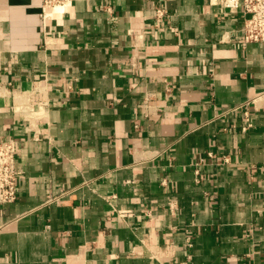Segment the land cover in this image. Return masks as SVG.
I'll list each match as a JSON object with an SVG mask.
<instances>
[{"label": "crops", "instance_id": "crops-1", "mask_svg": "<svg viewBox=\"0 0 264 264\" xmlns=\"http://www.w3.org/2000/svg\"><path fill=\"white\" fill-rule=\"evenodd\" d=\"M41 10L0 0V136L19 144L0 264H264V44L242 9Z\"/></svg>", "mask_w": 264, "mask_h": 264}, {"label": "built area", "instance_id": "built-area-1", "mask_svg": "<svg viewBox=\"0 0 264 264\" xmlns=\"http://www.w3.org/2000/svg\"><path fill=\"white\" fill-rule=\"evenodd\" d=\"M75 0H42V10L40 17L43 21L52 17L48 15L50 10H55L59 6L63 7L61 13L74 5ZM223 10L242 9L244 13V25L242 28L243 43L260 42L264 44V0H221ZM164 8H158V16L165 14ZM55 17V16H54ZM39 93V88L33 90ZM247 125L244 129L252 127L249 112H246ZM19 152L18 140L14 137L0 136V204L16 202L19 198V171L17 169V155ZM213 152H209V157H214ZM203 160V159H201ZM224 164L230 162V156H221Z\"/></svg>", "mask_w": 264, "mask_h": 264}, {"label": "bare ground", "instance_id": "bare-ground-1", "mask_svg": "<svg viewBox=\"0 0 264 264\" xmlns=\"http://www.w3.org/2000/svg\"><path fill=\"white\" fill-rule=\"evenodd\" d=\"M62 10H63V7L59 6L55 10H50L48 15H51V16H56L57 15V16H59L58 14H60Z\"/></svg>", "mask_w": 264, "mask_h": 264}]
</instances>
